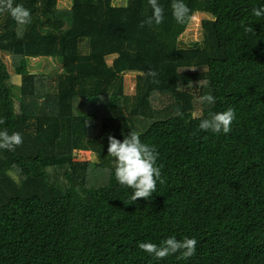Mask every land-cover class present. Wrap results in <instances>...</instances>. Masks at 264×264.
I'll return each mask as SVG.
<instances>
[{
  "label": "trees",
  "instance_id": "obj_1",
  "mask_svg": "<svg viewBox=\"0 0 264 264\" xmlns=\"http://www.w3.org/2000/svg\"><path fill=\"white\" fill-rule=\"evenodd\" d=\"M70 2L14 0L26 25L0 14L13 69L0 54V130L23 137L0 149V264H264V16L253 15L264 0H184L183 23L159 0L163 22L144 27L148 0ZM199 15L202 40L186 45ZM36 57L59 62L52 88ZM206 94L213 104L197 102ZM229 107V133L199 129ZM131 131L156 147L165 182L128 204L107 148ZM170 236L195 238V255L138 247Z\"/></svg>",
  "mask_w": 264,
  "mask_h": 264
},
{
  "label": "clouds",
  "instance_id": "obj_2",
  "mask_svg": "<svg viewBox=\"0 0 264 264\" xmlns=\"http://www.w3.org/2000/svg\"><path fill=\"white\" fill-rule=\"evenodd\" d=\"M152 9V15L141 22V27L145 24H160L164 20L165 10L159 0H148ZM172 14L178 23H183L189 16L190 9L184 0H172ZM10 14L18 24L26 25L31 22V13L22 4H14V0H0V14ZM253 15L257 18L264 16V8L253 9ZM245 33H251L254 29L250 26L244 28ZM157 73L149 70L146 76L155 77ZM198 103L213 104L215 97L211 94L197 98ZM176 115L183 113L177 109ZM235 110L229 107L227 110L217 113H210L208 118L201 119L199 129L202 131L221 132L227 134L231 131V125L235 120ZM5 120L0 117V124ZM23 144V137L20 132L14 131L11 134L5 129L0 130V149L15 151ZM107 155L115 161V179L124 187L133 190L130 197L131 204L138 199H149L153 193L157 192V182L163 184L165 181L161 177V167L157 166L159 153L155 146L143 143L137 132L131 131L122 141L114 136L108 137ZM197 240L185 237L182 240L170 236L159 245L153 242H139L140 250L154 256L157 260H163L169 255L180 253L178 259H188L195 255Z\"/></svg>",
  "mask_w": 264,
  "mask_h": 264
},
{
  "label": "rangeland",
  "instance_id": "obj_3",
  "mask_svg": "<svg viewBox=\"0 0 264 264\" xmlns=\"http://www.w3.org/2000/svg\"><path fill=\"white\" fill-rule=\"evenodd\" d=\"M58 6L59 7H70L71 2L70 0H57ZM127 3V0H113V5L114 6H125ZM202 18H205V16L199 15L197 19L193 22L192 27L190 28V31L188 32L189 35H184L182 39L186 42V45H192L194 42H200L202 40V33L201 29L199 30V22ZM2 55L3 59H5L10 67V70L12 71V66H11V61H10V55L5 52H0ZM113 56L110 57L109 62H112ZM31 60V65L32 68L35 70H38L39 73H45L49 78L46 79L49 83V86L51 88L54 85L55 81V74L59 73L61 70L60 64L58 61L51 59L50 57H36L32 58ZM41 62V64H39ZM50 74V75H48ZM135 82H136V74L135 73H128L126 75V96L127 98H131L134 95V89H135ZM12 84L15 87L20 86V78L18 76H15V74H12ZM16 94H19V90H15ZM17 111H18V103H17ZM199 113V111L197 112ZM89 155V154H88ZM92 156V154L90 153ZM90 156V157H91ZM88 157V156H87Z\"/></svg>",
  "mask_w": 264,
  "mask_h": 264
}]
</instances>
